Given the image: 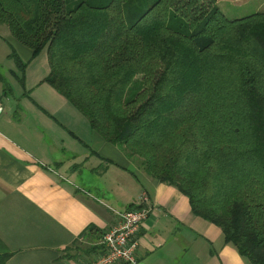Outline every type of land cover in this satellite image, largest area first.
Returning <instances> with one entry per match:
<instances>
[{
	"label": "trees",
	"instance_id": "trees-1",
	"mask_svg": "<svg viewBox=\"0 0 264 264\" xmlns=\"http://www.w3.org/2000/svg\"><path fill=\"white\" fill-rule=\"evenodd\" d=\"M217 1L0 0V24L47 49L44 81L93 130L264 264V11L230 19Z\"/></svg>",
	"mask_w": 264,
	"mask_h": 264
},
{
	"label": "crops",
	"instance_id": "crops-1",
	"mask_svg": "<svg viewBox=\"0 0 264 264\" xmlns=\"http://www.w3.org/2000/svg\"><path fill=\"white\" fill-rule=\"evenodd\" d=\"M11 47L28 62L24 84ZM49 73L47 49L33 56L0 24V238L12 252L9 264L94 259L117 211L145 194L152 212L139 232L138 264H251L221 227L194 213L188 196L93 130L44 81Z\"/></svg>",
	"mask_w": 264,
	"mask_h": 264
},
{
	"label": "built area",
	"instance_id": "built-area-1",
	"mask_svg": "<svg viewBox=\"0 0 264 264\" xmlns=\"http://www.w3.org/2000/svg\"><path fill=\"white\" fill-rule=\"evenodd\" d=\"M4 110L0 103V113ZM152 206L145 194L138 205L117 211L120 220L109 230L103 231L96 243L100 252L82 264H138L139 232L150 217Z\"/></svg>",
	"mask_w": 264,
	"mask_h": 264
},
{
	"label": "rangeland",
	"instance_id": "rangeland-1",
	"mask_svg": "<svg viewBox=\"0 0 264 264\" xmlns=\"http://www.w3.org/2000/svg\"><path fill=\"white\" fill-rule=\"evenodd\" d=\"M142 1L143 0H139V2ZM259 3L260 0H239L238 2H234V0H224L221 3L220 8L228 18L234 19L249 15L257 11H264V7L260 6L261 4ZM176 22L179 23L180 20L177 21V19H175V21H173L172 23L174 24ZM103 168L104 166H101V169Z\"/></svg>",
	"mask_w": 264,
	"mask_h": 264
}]
</instances>
